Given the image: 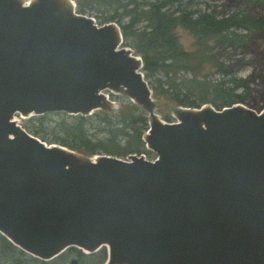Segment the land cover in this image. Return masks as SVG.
Wrapping results in <instances>:
<instances>
[{"label": "water", "instance_id": "1", "mask_svg": "<svg viewBox=\"0 0 264 264\" xmlns=\"http://www.w3.org/2000/svg\"><path fill=\"white\" fill-rule=\"evenodd\" d=\"M142 67L115 22L0 0V233L45 261L104 247V264H264V108L178 106L163 120ZM118 91L146 113L154 160L83 155L13 118L109 111Z\"/></svg>", "mask_w": 264, "mask_h": 264}, {"label": "trees", "instance_id": "2", "mask_svg": "<svg viewBox=\"0 0 264 264\" xmlns=\"http://www.w3.org/2000/svg\"><path fill=\"white\" fill-rule=\"evenodd\" d=\"M75 2L77 12L83 14L95 4L114 10L99 17L100 23L112 21L120 27L124 44L142 59L144 77L153 95L162 96L176 106L199 107L211 103L220 108L243 103L257 111L264 108V78L255 79L262 77L261 73L236 77L228 63L219 61L222 56L230 61L237 49H252L254 40H264V15L258 11L264 9V0H239L240 7L232 10L229 5H222L219 11L210 6L206 9L192 6L194 0H156L147 9L140 7L136 0ZM129 4L133 5L129 7ZM142 21L146 24L138 26ZM178 28L195 37L196 50L184 49ZM256 61L257 67L264 66L263 55L257 54L253 64ZM206 65L215 67L221 77L208 79V73H204ZM180 72L191 76H178ZM252 81L254 87H250ZM239 88L241 92H237ZM147 119L138 105L122 101L114 113L97 110L85 116L48 112L29 117L22 127L49 144L65 146L87 156L103 153L126 157L148 153L152 157L143 141ZM165 119L173 120L170 116ZM49 121L53 122L52 127L45 126ZM71 252L77 255L78 264H84L89 257L72 247L54 259L41 260L25 253L0 233V264H70L67 256Z\"/></svg>", "mask_w": 264, "mask_h": 264}, {"label": "rangeland", "instance_id": "3", "mask_svg": "<svg viewBox=\"0 0 264 264\" xmlns=\"http://www.w3.org/2000/svg\"><path fill=\"white\" fill-rule=\"evenodd\" d=\"M72 1L76 4L75 0H72ZM136 1L142 5V6L140 5V7H142L143 9H147L148 4L155 2L156 0H136ZM183 1H186V0H183ZM132 5L133 4H129V7H131ZM191 5L200 7L201 9H206L207 8L206 6H210V8H215L218 11L223 8L222 5H229L232 10L241 6L239 3V0H194V3ZM76 10H77V7H76ZM258 11L262 15H264V9H260ZM112 13H114L113 9H110L106 5L101 6L98 4H95L92 9L86 8V10H85V14L93 17L95 22L99 25H101L99 17H102L104 15H109ZM127 19H128V17L124 18L125 21ZM145 24H146V22L142 21L139 23L138 26L143 27V25H145ZM177 33L179 34V40H180L182 46L184 47V49L189 50V51H191V50L193 51V50H196L198 48L197 40L195 39V37L193 35H190L188 32H186L185 30H183L181 28H178ZM209 43H211V42H209ZM254 43H255V45H254L255 47H253L252 49H245V50L237 49L235 54H233L231 56L230 61H227L226 60L227 57H225V56L220 57L219 61L224 62V63H228L229 68L233 71V75L236 77H240V78L246 77V76L251 75L254 72L255 73H261L262 77L256 76V78H255L256 81L257 80L261 81V79L264 78V66L262 64V65H260V68H259L256 66L257 61L255 64H253V62H254V59H257V54L263 55V57H264V40L258 38L256 40H254ZM132 50L134 51V49H132ZM231 51L232 50H227L228 53H231ZM249 60H253L251 64L245 63ZM260 61H261V57H260ZM262 63H263V59H262ZM256 70H258V71H256ZM204 73H206V74L208 73L207 74L208 79H210V80H215V79H218L221 77V74L216 72L215 67H212L209 65H206L204 67ZM180 75H184L185 77L191 76L190 73H188V72H186V73L180 72L178 74V76H180ZM254 86L255 85H253V81H252L250 83V87H254ZM237 92H241V89L240 88L237 89ZM107 94L109 96V99L112 102V109L107 111L108 113L116 112L122 101H130V99L128 97H126L125 95L119 94V93H107ZM153 99H154V111L158 115V117L163 119V120H166L165 119L166 116L172 117L174 110L178 107L174 103H172L171 101L167 100L166 98H164L162 96L153 95ZM130 102H132V101H130ZM132 103L136 104L135 102H132ZM205 104L212 105L211 103H205ZM136 105H138V104H136ZM244 105L247 106V104H244ZM138 107L140 109H142L141 106L138 105ZM98 110H101V109H98ZM95 111H97V110H95ZM14 116L16 119H18V121L22 125L29 119V117H31V116L21 117V115H19L17 113H15ZM32 116H35V115H32ZM172 119H173V117H172ZM45 126L52 127L53 122L49 121ZM49 136H50V134H49ZM101 154H103V153H101ZM101 154H96V156L101 155ZM145 155L148 158L149 154L145 153ZM122 158H127V156L122 157ZM75 249H77V248H75ZM103 250H104V254H103ZM80 251L82 253H84L85 255L89 256L86 258V260H85L86 262L84 264H104L105 260L107 259V249L104 247L99 249L95 253H85L82 250H80ZM73 258H75L77 260L76 264H78L77 255L74 254L73 252L68 254V256H67L68 260H71Z\"/></svg>", "mask_w": 264, "mask_h": 264}, {"label": "bare ground", "instance_id": "4", "mask_svg": "<svg viewBox=\"0 0 264 264\" xmlns=\"http://www.w3.org/2000/svg\"><path fill=\"white\" fill-rule=\"evenodd\" d=\"M23 3H24V5H28V4H30V3H32L33 1H35V0H21ZM68 5H70V6H72V7H76V4H74V2L72 1V0H64ZM117 93H119V94H122L123 92H121V91H118ZM123 95V94H122ZM21 117H26V116H21ZM14 120L16 121V122H19L18 121V119H16L15 118V116H14Z\"/></svg>", "mask_w": 264, "mask_h": 264}, {"label": "built area", "instance_id": "5", "mask_svg": "<svg viewBox=\"0 0 264 264\" xmlns=\"http://www.w3.org/2000/svg\"><path fill=\"white\" fill-rule=\"evenodd\" d=\"M144 157H146L145 155H144ZM156 157H154L153 159H151V160H154Z\"/></svg>", "mask_w": 264, "mask_h": 264}]
</instances>
